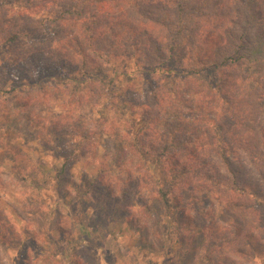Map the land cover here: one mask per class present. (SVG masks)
I'll return each instance as SVG.
<instances>
[{"label": "rangeland", "instance_id": "rangeland-1", "mask_svg": "<svg viewBox=\"0 0 264 264\" xmlns=\"http://www.w3.org/2000/svg\"><path fill=\"white\" fill-rule=\"evenodd\" d=\"M257 9L264 13V0ZM243 11L231 5V22L242 21ZM17 14L0 13V264H264V159L253 162L234 145L226 166L208 152L209 167L177 178L164 205L153 194L156 165L139 168L136 156L120 155L122 136H109L121 130L109 118L122 111L64 106L66 73L19 59L31 46H50L53 15ZM12 33L19 38L10 46ZM136 72L122 91L144 96L153 84ZM87 130L93 138L84 139ZM231 180L245 197L232 198Z\"/></svg>", "mask_w": 264, "mask_h": 264}, {"label": "trees", "instance_id": "trees-1", "mask_svg": "<svg viewBox=\"0 0 264 264\" xmlns=\"http://www.w3.org/2000/svg\"><path fill=\"white\" fill-rule=\"evenodd\" d=\"M262 2L0 0V13L4 17L15 11L20 19H28L29 13L41 9L53 15L58 29L50 46H31L18 54L19 59L32 57L35 70L49 66L66 73L64 106L102 104L122 111L109 118L110 127L115 122L121 125L120 132L113 130L109 136H122L120 155L136 156L139 168L156 165L160 178L154 181V197L170 206L176 179L186 171L208 168L209 162L203 161L208 152L226 166L235 159L234 145L253 162L264 159V13L257 9ZM231 5L244 9L242 21L231 22ZM18 38L12 33L5 40L12 46ZM45 53L47 58L42 57ZM131 66L135 68L129 70ZM134 72L145 73L153 84L144 96L131 88L122 91L123 84L136 77ZM66 129L59 127L58 132ZM86 135L93 138L90 130L84 139ZM118 163L125 162L118 158ZM101 177L92 184L93 190ZM164 181L170 186L163 188ZM227 183L223 185L230 190ZM245 192L231 180L233 199L245 197Z\"/></svg>", "mask_w": 264, "mask_h": 264}]
</instances>
